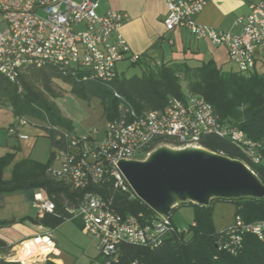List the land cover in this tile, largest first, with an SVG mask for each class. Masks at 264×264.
I'll use <instances>...</instances> for the list:
<instances>
[{"label": "built area", "instance_id": "built-area-1", "mask_svg": "<svg viewBox=\"0 0 264 264\" xmlns=\"http://www.w3.org/2000/svg\"><path fill=\"white\" fill-rule=\"evenodd\" d=\"M164 1L166 31L185 29L197 40L224 47L239 74L248 75L254 69V52L264 53V0L248 5V16L237 21L242 25L237 35L195 22L207 0ZM98 2L0 0V75L14 82L26 68L50 67L61 78H69L77 84L96 82L107 87L118 102L113 117L105 121L102 141L97 134L65 133V146L53 159L59 160L60 167L50 165L47 169L52 178L69 181L76 191H86L77 208L70 210V220L82 222L84 231L97 242L98 256L108 264L121 245L155 249L168 239L180 240V236L188 234V229L177 230L169 215L155 213L148 218L121 215L114 210L112 197L88 190L110 184L114 191L127 193L130 187L118 169L119 162L140 161L138 156L145 159L163 144L151 151L149 148L164 139H173L181 145L177 148H182L197 146L202 136L213 135L228 139L251 163L264 166L261 154L264 146L249 140L236 127H223L213 107L188 91L183 99L169 98L162 110L137 114L112 85L117 64L129 54L127 44L119 35L127 14L109 10L99 15ZM129 60L135 63L138 57L131 55ZM24 124L21 119L19 125ZM18 139L25 141L27 137ZM61 140V136H57L56 141ZM32 202L39 217L55 209L43 191L37 192ZM245 233H252L263 241L264 223L244 225L237 218L234 225L223 232L220 249L236 255ZM42 239L54 247L50 237Z\"/></svg>", "mask_w": 264, "mask_h": 264}, {"label": "trees", "instance_id": "trees-1", "mask_svg": "<svg viewBox=\"0 0 264 264\" xmlns=\"http://www.w3.org/2000/svg\"><path fill=\"white\" fill-rule=\"evenodd\" d=\"M57 79L68 81L77 88L93 84L107 89L112 101L108 107H105L106 120L113 117L118 104L107 87L96 82L77 84L69 78H61L56 70L50 67L26 68L19 73L14 82L0 75V108L10 107L13 116L20 119L25 116L49 118L50 126L46 131L52 147L55 148L51 163L57 152L65 146V133L55 128L60 122L49 100L55 97L52 84ZM182 83L187 85L186 91L204 98L213 107L223 127H236L249 140L264 146V74H258L253 70L248 75L236 72L224 73L211 62L198 67H191L183 62L162 64L149 70L143 69L141 75L130 78L119 77L117 74L112 85L131 104L135 112L141 115L146 111L164 109L169 98L183 99ZM60 125L67 126L63 123ZM67 134L76 136L72 133ZM59 135L62 140L56 141ZM160 144L181 147L173 139H164L151 146L149 151ZM197 146L243 163L264 186L263 164L251 163L250 158L228 139L205 135L199 139ZM261 154L264 162V149ZM13 160V155L0 158V202L5 196L17 193H21L26 201L32 202L34 195L43 191L53 202L54 211L42 217L37 215L34 219H23L19 222L22 224L28 221L35 226L55 230L60 224L70 221V210L77 208L86 191H76L69 181L52 178L47 173L51 163L41 167L30 160L14 164ZM10 166L12 167L10 176L5 179V170ZM88 190L104 197H112L113 208L121 215H143L148 218L155 214L134 195L131 189L127 193L118 192L107 184ZM219 199L235 204V220L240 218L244 225L264 223V197L213 198L203 207L181 202L179 204L193 210L194 226L190 225L187 235L180 236V240L168 239L155 249L121 245L114 259L108 264H264V240L260 241L252 233L242 235L241 247L236 255H230L220 249V243L224 240L223 232L228 228L216 233L210 219V205L214 200ZM169 217L171 218L170 215ZM7 225L0 223V228H5ZM11 250L12 246L0 238V264H22L6 259ZM94 262L107 264L99 256L95 257L91 264ZM43 264L55 263L46 260Z\"/></svg>", "mask_w": 264, "mask_h": 264}, {"label": "rangeland", "instance_id": "rangeland-1", "mask_svg": "<svg viewBox=\"0 0 264 264\" xmlns=\"http://www.w3.org/2000/svg\"><path fill=\"white\" fill-rule=\"evenodd\" d=\"M74 1L79 2V0ZM121 67L125 70L124 74L120 72V74L122 73L120 77L125 78L141 75L143 71L140 64L129 66L124 62L119 65V68ZM52 87L55 97L49 99L50 103L57 113L60 124L67 125L65 127L58 123L56 124L57 129L77 136L97 134L98 139L102 141L105 134V107H108L112 101V97L107 93L108 90L93 84L77 88L61 79L55 80ZM181 88L186 90L187 85L182 83ZM22 120L25 124L20 126L21 119L13 116L10 107L0 108V158L13 155V164L30 160L41 167L47 166L48 163H51L52 154L55 152L46 131L50 126L49 118L25 116ZM19 136H25L27 140L21 141L18 139ZM160 147L180 150L197 146L175 148L163 144ZM137 160H144V156H138ZM51 165L54 168H59L60 162L59 160L52 161ZM11 168L10 166L5 170V179L9 178ZM37 214L38 211L33 202L26 201L21 193L5 196L0 202V223L9 225L14 221L34 219ZM169 215L179 231L188 229L193 221V210L183 204L178 203L176 208L169 212ZM235 215L236 207L231 201L219 199L214 200L210 205V219L216 233L232 227L235 223ZM52 234L51 240L54 246L60 250L64 264H91L93 259L98 256L97 242L84 231L80 220L64 222L53 230ZM22 243L18 244L14 252L10 251L6 256L7 260L18 262V251ZM46 258V256H38L32 261L19 260V262L22 264H43L47 260Z\"/></svg>", "mask_w": 264, "mask_h": 264}, {"label": "crops", "instance_id": "crops-1", "mask_svg": "<svg viewBox=\"0 0 264 264\" xmlns=\"http://www.w3.org/2000/svg\"><path fill=\"white\" fill-rule=\"evenodd\" d=\"M260 1L207 0L203 11L196 16L195 22L200 26L237 35L242 30V25L238 24L237 21L240 18L248 16L249 4ZM109 10L127 14V19L119 29V35L127 44L129 54L122 62L117 64L116 73L119 77L122 74L120 72L125 70L122 67L119 68L120 64L125 62L129 66H134L129 60L131 55L138 57L135 65L140 64L143 69L148 70L162 64L169 65L172 63L186 62L191 67H198L211 62L221 72L238 73L235 65L229 60L227 50L224 47L215 46L208 40H197L185 29L171 32L166 31L163 25L167 14L164 0H99L97 13L99 12L98 14L101 15ZM254 59L255 67L253 72L264 74V53L255 51ZM184 91L186 92V90ZM55 128L57 129V126ZM62 132L68 133L65 131ZM75 220L79 219L70 221ZM52 233L53 230L35 226L30 222L21 224L19 221H14L13 225H8L0 230V238L11 245L12 251L14 252L19 243L25 240L41 239L44 237H50L51 240ZM52 244L54 245L53 241ZM46 257L47 260L55 264H64L61 258V252L55 246L51 248V252ZM9 261L16 262V260Z\"/></svg>", "mask_w": 264, "mask_h": 264}, {"label": "water", "instance_id": "water-1", "mask_svg": "<svg viewBox=\"0 0 264 264\" xmlns=\"http://www.w3.org/2000/svg\"><path fill=\"white\" fill-rule=\"evenodd\" d=\"M199 148H156L144 160L119 162L118 169L134 195L160 215L178 202L203 207L213 198L264 197V186L247 166Z\"/></svg>", "mask_w": 264, "mask_h": 264}, {"label": "bare ground", "instance_id": "bare-ground-1", "mask_svg": "<svg viewBox=\"0 0 264 264\" xmlns=\"http://www.w3.org/2000/svg\"><path fill=\"white\" fill-rule=\"evenodd\" d=\"M183 150H200L199 147H187L184 149H176V151H183ZM46 240H43L42 238L39 240H28L24 241L20 249L18 251V260L24 261H32V259L38 257V256H48V254L51 252V245H48L46 243ZM27 263V262H26ZM33 263V262H32Z\"/></svg>", "mask_w": 264, "mask_h": 264}]
</instances>
